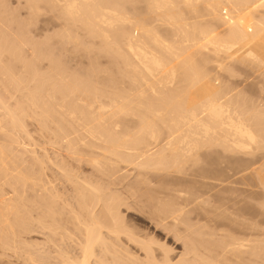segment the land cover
<instances>
[{"label": "bare ground", "instance_id": "obj_1", "mask_svg": "<svg viewBox=\"0 0 264 264\" xmlns=\"http://www.w3.org/2000/svg\"><path fill=\"white\" fill-rule=\"evenodd\" d=\"M43 1L45 2L44 3L45 5L49 6L48 8L50 9V11H53V12L58 11V14L60 15L61 19L62 18L64 19L62 21L68 22L69 25L72 24L73 28L74 27L76 28L77 26H79V27L81 26L80 28L85 29V31H83V32H86L85 35H87V34L91 35V36H88V38L89 37L91 38L94 36V37H98L99 39H101L103 41V43H101V44H103V47L108 46L107 48L110 49L109 45H111L112 43H118V42L120 43V45L122 44V46H124L122 43V42H124L125 46H126V52L123 49L122 50L124 52L121 50V48H122L121 46H119V45L117 46L116 44H114L115 47L117 46L118 48L119 47H121V48H119L120 50L117 49L118 51L112 52L111 57L112 56L114 57L115 63L116 62L123 63L122 64L123 67H125V68L127 67L126 68L127 70L123 69V71L122 70L121 71L124 72L126 70V72H124L125 74H123V75L126 76L127 79L131 82L126 81L125 77L122 75L121 76L124 79H122L123 81H121V82L124 83V86H127L128 84H129L128 85L129 87L132 86L130 91H128L129 89H127V87L125 89V87L122 86L123 87L122 89L125 91H123L122 89L117 90V88H114V89H116L114 91V89L111 88L108 90H110V91L113 90L114 92L108 91L109 93L105 92V91H101V90L99 91L98 88L95 89L96 87L93 90L92 87L94 86V84L93 85L91 84V86H92V87L90 86L91 89L85 88L83 91L78 90L79 85L74 90H72L73 86H71L72 88H69L66 85L69 89H71L70 93H69V89H67L68 90L67 91L65 87H63V88L59 87L60 89L62 88V90L65 88L64 90H66L69 93L67 96L64 95V93H62L64 96L61 94L62 90L60 91V94H59L58 91L60 89L55 87V90H54L53 89L54 86H53V88L51 89L53 91H50L48 93V95L50 97L51 96H52V98L54 97L53 100H51L52 98L51 99H50V97L47 98L46 95H45L46 99L41 97L43 95V90H44L43 86L44 85L41 86V84H39L38 89L33 90L34 92L29 95L30 98H29V101L27 100V102L29 103L30 106H33L34 108H36V106L40 105L39 103L41 102V105L38 106L39 107L38 109L41 108V111L39 110V115H36L37 117L33 116L32 113H34V111L31 112L32 111L31 110L30 112L32 115L28 111L30 117L31 118H32V116H33V118L36 117L35 119H37L39 117V119L44 124L46 123V125L48 124V125L53 126V130L50 129V131L52 132V137H53V138L52 137L50 138V140H51L50 144L54 149L57 150L56 159L55 160L52 159L49 156L48 151L46 149H43L42 153H41L42 155H39V156L37 155V158L40 157L37 159L38 160L37 161L36 156L34 154L35 152H34L33 156H35V160L39 163V164H37V162H36L34 164L40 166V171H39V169L37 171L40 173H39V175H38V173L36 174L38 176V178H36V175L34 173L33 174L35 177H31L32 176V175L30 176L31 173L29 174V176L25 174L24 176H26V177L21 176L22 173L20 172V170L22 168H19V167H17V168H19L18 170H19L20 175H17L18 170L17 171L14 170L16 172L17 176H15V178H11L12 176L8 175V174H10L9 173L10 171L5 170V169H7L6 167H5V169H2L3 165L5 166V162H8L9 159H6L7 158L6 155H4L2 157L0 154V156L2 157V159L0 160L2 163V166L0 165L1 166L0 168L2 169L1 173H3L5 176L3 174H1V175H2V177H5V178L10 177L9 181L5 178L4 179H2L1 177L0 178L2 180H4V182L7 181L8 182V183L6 182L7 184L12 182L10 179H14V183H15V180H17V184H16L17 188L14 185V183L12 182V184L15 186V188L17 190H18L19 185L21 184L18 182L19 178H17V177H19V176L22 177L23 179L25 178V180H23V182L26 184V186L30 182H31V184H33L32 186H34L37 183L34 186V188L35 187L37 188V186H38L39 190L35 191L36 188L35 189L32 188V189L35 192L39 193V194H37V196H39L38 198H39V204H40L39 206H40L41 213H40V218L38 219L37 223H38L41 235L43 237H45V241H44L45 243H42V244L43 245L46 244V245H44V247L42 246L43 250H45L46 248H49L46 246L48 245V242L50 240L53 242L52 247H55V248H59V244H62V243L64 244V243H66L65 241L69 240L72 243V245H71V243H69L71 245L70 247H66V244H65L64 249H63V247L61 250L58 249V250H60V252L58 251V253H60L59 254L60 259H58V260H61V262L63 264H243V262L245 260L246 253L251 254L248 251H249V249L250 250L253 249L250 252H252V253L254 252L253 254L256 253L258 260H260L259 262L264 263V261H263L264 259L262 260V254L264 253L263 252L264 251V247H263V240L264 239L262 237V235L264 234V228L262 226L263 222H261V220L264 218V215L261 214L263 217L260 216V211H261V213L264 212L263 211V209H264V205H263L264 204V169H262L264 167V164H262L263 167L260 165L261 168L257 164L259 169H257L258 168L257 166H255V167H257L256 169H253V167H254V165H253L254 157H253V158H251L252 164L250 162H248L251 160H246V162L248 164L253 165V167L251 166L252 170L249 168L250 166L248 167L247 165H244V167L246 166L248 168H246V167L241 168V166L245 163L244 162L245 160L243 159L244 161H242V159H241L242 156L237 155V154H241V155H243V157L245 155L244 158H246V156H248V155L252 156L253 154L258 153L259 151H261V152L263 151L262 153H264V106H263L264 105L263 104L264 103V101H263L264 96H263V100L261 99V101L263 102V103L261 102V104H260V101L257 102L255 99L252 98L255 102L259 103V105H260V107H259V105L257 103L256 104L258 106L254 104L253 100L251 101L250 96H248L250 101H251V103H249L250 101H249V99H247L248 98L247 95H249L251 93L246 94L247 91L244 92L245 94L243 95L244 97L242 98V97H240L242 95H239L242 92L241 91L238 92V90H240V89H238V90L235 89V88H237V87H235L236 85L234 86L235 88H232V86L230 87L228 83H226L224 85V83H223L224 79L222 80L223 82L221 81V83L223 84L222 85V84H220V80L218 82V80H216L215 77L214 78L211 77V76H216V75L218 76L219 73H220V75H222L223 73L224 74L227 73V74H229L230 77L231 76L236 77L235 79H237V74H235L237 71L235 68L239 67L240 64L241 65L242 64H245V65L248 64L249 68H246V69H250V70L247 71L248 74H246V75L247 76L251 75L252 78L250 79V77H246V79H248V81H249V79H250V81L253 80V76H254L253 74H255V76H256V73H257V76L263 77L262 79L264 80V0H143L144 3L146 4V7H147V8H145V9H147V13H142V14L143 15L148 14V15H146V17L144 16V21L146 20V18H148V16L150 18V15H152V14L156 15L157 16L156 18L158 19L156 21L157 24L159 22L161 27L165 26L164 28L167 27L169 30L171 29L172 31L170 30V32H172L173 35L176 36L175 39L180 38L176 41H174V39H173V41H174L173 42L172 38L174 36H172L170 41H172L173 44L170 43V41H169L170 37H168V39H167L166 38L167 36L165 37V35L160 34L157 31V29L160 27H157L159 24L156 25V27H155V25H153L155 21L151 24L154 26V28H152L151 25L146 24V23H150L149 21L146 23L143 21V19H142L143 15L142 14H140L141 18L139 19V20L142 19L141 21H139V20H137V21L132 20L131 21V20H129V18L131 16H128L129 18L128 17L126 18L128 13H129V15L132 13L130 10H132L133 7H129L128 10H124V12L130 11L128 13L125 12L127 14L124 13L126 16L123 14V11L121 13V10H122L121 8H120L121 10H119V11L117 10V7L120 5L121 2L124 3V1H125L127 3L128 0H117L116 4H115V1H116L115 0L113 6H110L108 4L109 2L112 3L113 0L109 1V2H108V0L107 1H104V0H30L29 3H28V0H26L25 4L26 5L28 4V5L27 6L25 5V6L29 10L31 8V10H33V13H36V14H33L31 10H30V13H32L33 16L36 15V17H37L38 14L40 15V10L42 11V7H41V9H39L40 7H38V6ZM139 1H142V0H137V1L134 0V3L135 2L138 3ZM37 2H39V3L37 4ZM128 3H131V5H132L131 0ZM44 4H42L41 6L44 7ZM123 5L126 6L125 3ZM138 5L141 6V4H138ZM28 6H29V8H28ZM122 6H119V7H122ZM129 6H130V4H129ZM200 6L204 7L203 12L206 14V16L210 15V17H208V18H210L209 19L210 21H212V19H214V21H212V23H213L212 25L209 24V23H211L209 21H207V24L205 23V25H207L208 27L204 26V24H203L204 22L203 23L201 22L202 20L199 22V23H202V25H200L199 23H195V24L192 23V22H194L192 19H190V20H192V22L187 21L189 18L188 19H186V18H187V15L189 13H191L190 15L194 14L195 17H197V18L201 17V13H200L201 11L200 12L198 11V10H200L199 9ZM135 7H136V5H135ZM203 7H201V8H203ZM44 8H43V12H44ZM46 9H47V7H46ZM138 9H136V10H138ZM139 11L140 10H138V12ZM45 12H46V10H45ZM141 12H145V10H143ZM186 12H187V14H186ZM41 14H43V13H41ZM46 14H47V12H46ZM205 14H204V17H205ZM50 15H51V13H50ZM54 15H56V14H54ZM123 15L125 17H123ZM135 16H136V14H135ZM3 17H4V15H3ZM57 17H55V18H57ZM138 17H137V19H138ZM195 17L193 19H195ZM202 17H203V15H202ZM5 18H7V17H5ZM29 18L33 19L34 17L30 16ZM197 18L195 19V20H197L196 22H198L200 19V18L199 19H197ZM215 18H218V19H215ZM150 19L149 20L152 21V16ZM219 19L222 21L223 24H225L224 28L227 27L226 31L228 34L224 32L225 29H224V31L223 30L220 31L221 33L218 32L219 31L218 28L221 29V27H222V25H220V24H219V26H221V27L217 26L218 27L217 29H216V26L213 29L209 28V27H214L213 26L214 24H216L217 22H220V21H218ZM1 20H5V19H1ZM6 20H5V23L8 22ZM36 20H37V18H36ZM154 20H155V18H154ZM133 21H136V22H133ZM205 21H206V19H205ZM215 21H216V23H214ZM31 22H34V21H31ZM140 22L141 23L143 22L146 28H144L143 23L141 26ZM156 22H155V24H156ZM5 23H3V24L5 25ZM28 23L29 22H27V24ZM136 24H140V25L138 26ZM0 25H1V23H0ZM9 25H10V23H9ZM122 25H126V27H127V25H129L130 26V32L123 35L126 28H125V26H123L125 29L122 28ZM65 26L66 25H64L63 27L65 28ZM150 26L152 29H155V28H157V29L154 31L151 28H149V29H151V30H149L148 27H150ZM118 27H120L123 30L117 32ZM67 28H66V30L70 29L69 26H67ZM107 29L108 30L110 29V32ZM222 29H223V27H222ZM70 30H72V29H70ZM75 30L77 31L79 29L78 28L74 29V32H76ZM69 31H67V33H69ZM112 31L114 34H112ZM163 31H164V29H163ZM1 33H3V32H1ZM6 34H7V32H6ZM77 34H79V32ZM158 34L161 36H158ZM221 34L224 36H222ZM15 36H17V35L14 34V37ZM7 37H9V36H7ZM7 37H6V39H7ZM29 37H28V39H29ZM64 37H65V35H64ZM72 37H73V32H72ZM86 37H84V38H86ZM113 37H114V39H113ZM163 37H165V38H163ZM70 38L67 37V39H70ZM76 38H80V37L76 36ZM98 38H96V41H99ZM119 38H122V39L118 40ZM9 39H11V38H9ZM15 39L13 41H15ZM17 39H19V38H17ZM21 39H22V35L20 37V40ZM74 39L75 38H73V40ZM162 39L163 40L166 39V41L165 40L163 41ZM20 40H19V42H20ZM24 40H25V37H24ZM64 40L65 39H63L62 41H64ZM82 40H83V38H82ZM82 40H81V42L83 43ZM94 40H92V41L95 43ZM2 41H3V43L6 42L4 40H2ZM13 41H12V44H13ZM75 41H77V40H75ZM17 42H18V40H17ZM28 42H30V41H28ZM23 43H25V41ZM32 43H34V42H32ZM71 43L72 42L70 41V43H68V44H71ZM82 43H80V41H79V47H80V45H82ZM72 44H74V43H72ZM75 44H78V43H75ZM91 44H92V42H91ZM0 45L2 48L1 42H0ZM17 45L18 44H16V46ZM85 45H86V42H85ZM94 45H92V46H94ZM99 45H100V43H99ZM7 46L5 45V47H7ZM9 46H10V44H9ZM88 46L89 45H87V47ZM5 47L3 46V48H5ZM87 47H85V48L82 47V48L87 49ZM103 47H102V49H103ZM115 47H113V48L115 49ZM1 48H0V50L1 51L3 50L5 53H6L5 50H7L9 48H10L9 50L12 51L11 54L13 52H15L14 49H11V47L6 48L5 50L1 49ZM20 48H21V45H20ZM76 48L77 47H75V49ZM75 49H74V51H77V49L76 50ZM35 50H34V54L35 53L37 54V52ZM105 50H106V48H105ZM3 51L0 54L3 55ZM21 52H22V50H21ZM85 52H87V50ZM108 52L109 51H107V53ZM93 53H94V50H93ZM6 54H8V53H6ZM6 54H5V56H6ZM44 54L42 56H44ZM87 54H89V53L87 52ZM16 56H15V58H16ZM101 56L102 55H100V57ZM17 57H19V56H17ZM111 57H109V58H111ZM113 57H112V59H113ZM34 58L37 59L35 57V55H34ZM49 58H50V56H49ZM51 58H53V57H51ZM101 58H103V57H101ZM0 59H1V55H0ZM13 59H12V61H13ZM96 59H97V57L95 58V60ZM4 60H5V58H4ZM9 60L11 61V59H9ZM95 60H93V61L97 62ZM34 61H36V60H34ZM38 61H40V59H38ZM49 61H50V59H49ZM99 61H100V59H99ZM0 62H2V61H0ZM108 62H109V60H108ZM226 62L227 63L229 62L230 65H231V63H232V65H234L233 64L234 62L239 63V66H237V64H236V66L234 65L235 68H232L233 66L226 64ZM22 63H24V62H22ZM25 63H26V61H25ZM27 63H29V61ZM36 63L39 64L38 62H36ZM54 63L55 62L53 61V65H54ZM100 63H101V61H100ZM211 63H212V65L213 64L216 65V68H218V70H220L221 72L218 71L219 73L215 72L216 75L215 74L212 75L213 73L210 72V69H209L210 66H208ZM91 64L93 65L92 62H91ZM91 64H90V66H92ZM9 65H11L10 62H9ZM22 65L24 66L25 64H22ZM13 66L14 65H12V67ZM58 66H60V65H58ZM97 66L99 67L98 63H97ZM248 66L246 65V67H248ZM112 67H113V63H112ZM241 67H244V66H241ZM4 68H5V66H4ZM8 68H10V66L7 67V69ZM51 68H52V66H51ZM10 69H9V71H10ZM57 69L58 68H56V70H54V68H53V71L56 73ZM60 69L61 68H59V70ZM242 69L243 68L238 70V72H239V73L237 72L238 75L241 74ZM246 69H243V72H242V74L244 73L243 74L244 76H246L245 75L246 71H244ZM62 70L63 69H61V71ZM94 70L95 69H93V71ZM96 70L98 72V68ZM6 71L7 70L5 69V73H6ZM21 71H22V69H21ZM101 71L104 72V70H101ZM119 71H120V69H118L117 72L119 73ZM234 71H236V72H234ZM250 71H251V74H249ZM12 72L14 73L13 69H12ZM31 72H32V69H31ZM54 72H52V73H54ZM109 72L111 73V71H109ZM122 72H120V73L122 74ZM5 73H4V76L8 75V72L6 73V75H5ZM10 73H11V71L9 72V75H10ZM57 73H58V75L62 74L61 72H60V74H59V72H57ZM90 73H91V71H90ZM93 73H95V72H93ZM93 73H91V74H93ZM110 73L108 75H110ZM113 73H114V70H113ZM41 74H42V72H41ZM105 74L103 73L102 75L104 76ZM115 74H116V72H115ZM39 75H38V77H37V74L35 76L39 79L40 78ZM54 75H56V74H53V76ZM62 75L60 77L59 76H57V77L61 79V78H63ZM21 76H19V78ZM35 76L33 75V77H35ZM48 76H51V74L49 75V73H48ZM66 76H67V74H66ZM121 76L117 74V77L120 78ZM257 76H256V78L258 79ZM2 77H3V75H2ZM11 77H12V75H11ZM16 77H17V75H16ZM16 77H14V78H16ZM26 77H24V79ZM36 77L33 79L36 80ZM64 77H65V75H64ZM70 77H71V75H70ZM73 77H75V76H73ZM73 77H71V78H73ZM112 77L113 76H111L110 79ZM19 78L17 80H19ZM31 78L32 77H30V79ZM79 78H81V77H79ZM212 78H213V80H216V82H218V84H220L222 87L219 85H218L219 87H217L216 86L217 84L215 85L213 83ZM30 79H28V80L30 81ZM33 79H31V82H30L31 84L33 83V81H32ZM112 79H115V78L113 77ZM246 79H244V81H246ZM259 79H261V78H259ZM259 79L257 80V82H259V84H258L259 86L257 85V87L263 86V84L260 82L261 80L259 81ZM17 80H16V82H17ZM20 80H21V78H20ZM47 80H48V77H47ZM76 80H78V78ZM90 80H91V78H90ZM90 80H89V82H90ZM124 80L126 83H128L127 85H125ZM10 81H12V80H10ZM29 81L26 83H29ZM72 81H75V80H72ZM87 81L88 80H86V83H88ZM97 81H98V79H97ZM116 81H118V80H116ZM225 81H227V80H225ZM16 82H14V83H16ZM41 82H42V80H41ZM45 82H46V80H45ZM67 82L69 83L68 79H67ZM70 82H71V80H70ZM78 82H79V80L77 81V83ZM83 82L84 81H82V84H83ZM51 83H52V81H51ZM53 83H52V85H53ZM63 83H64V81H63ZM65 83H66V80H65ZM68 83H66V84H68ZM74 83H76V82H74ZM77 83H76V85H77ZM79 83L81 84V82H79ZM113 83H115V82H113ZM119 83L117 86L120 85L119 88H121V84H123V83H120V84ZM130 83H132V84L130 85ZM248 83H250V82H248ZM31 84H29V85H31ZM35 84H37V83H35ZM49 84H50V78H49ZM96 84H98V83L96 82ZM107 84H108V82H107ZM111 84H112V82H111ZM251 84H252V81H251ZM251 84H249L248 86H251ZM10 85H12V84H10ZM24 85L26 86V84H24ZM71 85H73V84L71 83ZM76 85H74V86H76ZM88 85H89V83H88ZM245 85H247V83ZM0 86H2V85L0 84ZM6 86H8V85H6ZM46 86H47V84H46ZM58 86H61V83ZM237 86H238V84H237ZM240 86H241V83H240ZM252 86H256V84H254V85L252 84ZM20 87L19 88L17 87V88L20 89ZM31 87L33 88V86H31ZM102 87H104V86H102ZM17 88H16V90H17ZM23 88H24V86H23ZM36 88H37V86H36ZM80 88L81 87H79V89ZM14 89H15V87H14ZM25 89H27V88H24V90ZM46 89L44 92H46ZM77 90L79 92H77ZM241 90H243V89H241ZM262 90H264V86H263V89L261 87L259 94L262 92ZM55 91L57 92L55 94L58 97L59 96L61 97V100L59 102H58V100H59L58 97H56L55 95H53L54 93H52ZM66 91H62V92H65V94H67ZM127 91H128V93H127ZM191 91H193V92H191ZM243 91H245V90H243ZM121 92L123 93V95ZM27 93H29V91ZM50 93H52V94H50ZM7 94L10 95L9 93H7ZM17 94H18V92H17ZM32 94H34V95H32ZM44 94H47V92ZM261 94L263 95L264 92H262ZM27 96L28 95H26V97ZM239 97L242 100H240ZM245 97H247V98H245ZM0 98H1V96H0ZM5 98H6V96H5ZM260 98H257V99L259 100ZM48 99H50L51 101ZM55 99H57L55 101L56 103L54 102L55 104H53V103L50 104ZM246 99L248 101H246ZM5 100L0 99V102H1L0 105L2 106V107L1 106L0 107L4 110L3 115L8 114V116H9L8 117L7 115H5V118L7 119L8 125H10V127L13 130H14V128L16 130H18V126H19V128H21V127L24 128L25 124L22 126L21 123L24 121V119L30 118L29 115L27 114V112H25V108L26 107L28 108V106H26L27 104L25 105L26 107H24V105H22V104H25L27 102H24L22 104L19 102L20 104H18V106H22V107L16 108L17 105L15 106V108L19 110V112H17L18 110L16 112L20 113L21 114L20 115V114H17L16 112H15V114H13L14 111L12 112L11 109L15 110V108L14 107L11 108L10 105L7 106L8 102L6 103ZM243 100L245 102H243ZM21 102H23V100ZM244 103H246L248 105H246ZM0 111L2 112V110H0ZM37 111L35 110V112H37ZM5 112H7V113H5ZM15 115L18 116L17 118H19L20 116H24V115H28V117H26V118L21 117V118H23L22 120L19 118L21 120V121L19 120L20 121L19 122V121H16L18 119L16 118ZM10 120L12 123L10 122ZM32 121H33V119H32ZM4 122H6V121H4ZM9 122H10V124H9ZM23 123H25V122H23ZM36 123L38 124V122H36ZM42 124H41V126H42ZM6 125H7V123H6ZM37 126L39 127V125H37ZM47 126L44 125L45 128L43 127V129H46V130H48V132H50L49 127L51 128V126H49V127H47ZM23 128H21V129H23ZM0 129H3V128H0ZM43 129H42V131H43ZM6 132L7 131H5V133ZM51 132H50V134H51ZM1 133H3V132H1ZM19 133H20V131H19ZM26 133H27V131H26ZM6 135L7 134H5V136ZM7 137H8V135H7ZM9 137H11V136H9ZM27 137H29V139H31L32 136L31 137L27 136ZM16 138L18 139V137H16ZM20 138H22V137H20ZM11 139H13V138L11 137ZM14 139H15V136H14ZM12 141L14 142V140H12ZM15 143L18 144V141H15L14 144ZM28 143H29V141H28ZM33 145H34V143H33ZM3 147L4 146H2V148ZM19 147H21V146H19ZM215 147L222 148L221 151H219L220 149L218 148L219 154H223V150H224V153L226 151V153H225L226 155L223 154L224 156L227 157L228 154H230V156H228L229 159H227L226 157H223V155H222V157L224 158V159L221 158L222 162H224L226 159L228 161L229 160L232 161V163L234 161V163L233 164H231V163L226 164V162H224L225 164H223L221 162L223 165H226V166L229 165V166L228 167H225V166L221 167L220 165H217V164H216L217 165L216 166L215 165L216 162H214L213 160L215 158V161H217L219 159V157H218L219 155H218V152L215 151V149H217ZM4 149H6V148H4ZM207 149L210 150L209 152L211 153V155L215 154L214 151L217 153V154H215V156L218 155L217 160H216L215 156H211V157H214V158H212L213 160L211 159V161H213L214 164H213V162H210V164H209L208 161L210 160V157L208 156V154L204 156L205 158H202L204 155L203 153L199 154L200 150H202V152L204 150V153L206 154ZM211 149H212V152H211ZM1 150L2 149L0 147V151ZM19 150H20V148H19ZM62 151H63V153H65L64 155L60 154ZM1 152H4V154H6L5 150H2ZM261 152H259V153H261ZM2 155H3V153H2ZM235 155H237L238 159H235V158H237ZM60 156H62L64 158L62 161L57 160V157H60ZM251 156H249V157H251ZM19 157H21L20 154H19ZM206 157H207V160L209 158L208 161L206 160L207 162L205 161ZM249 157H247V158L249 159ZM4 159L6 161H4ZM21 159H22V157H21ZM67 159H72V160L76 161L77 163L86 164V165L90 166L92 172L86 173V172L81 171V168L74 167ZM202 159H204V161H205V164H204L205 166L203 165L204 162ZM240 159H241V161H240ZM13 160H16V159H13ZM13 160H11V161H13ZM11 161H9V165L15 167L16 166L15 164L14 165L10 164ZM12 163H14V161ZM16 163H19V159H18V161H16ZM207 163H208L209 167L212 166L210 168H213V166L215 165L216 169H215V166L213 169H209ZM21 165H22V163H21ZM21 165H18V166H21ZM23 165H25V163ZM6 166L8 167L7 163H6ZM218 166H220V168H218ZM32 167L34 168V166H32ZM204 167H206L208 169H203ZM8 169H9V167H8ZM127 170L130 172L132 171V172L136 173V174L134 173L135 174L134 175L131 172V175L133 174L135 176L134 181L136 180V182L133 185H131L132 184L131 183L130 184L131 186H129V187L126 186V189L124 187L125 190L121 191L123 189V187L121 190H119L118 188H120L119 184H122V183H118V185H119V187H118L115 179H117L119 176H121L120 173H122V172H125L124 174L122 173L123 174L122 178L126 179V177H124V175H127L128 176L127 178H129L130 173L128 174V172H127V174H126ZM7 171H8V173H7ZM26 171H27V169H26ZM4 172L7 174H5ZM27 172H29V171H27ZM27 172H25V173H27ZM48 172L52 173V176L54 178L53 180H52V178L50 179L51 176H49V175H51V174ZM13 175H14V173H13ZM28 177H30V178L28 179ZM22 178H20L19 181L22 182V180H21ZM31 178L37 179L36 182L34 181L35 184L32 182L35 179L31 180ZM110 178L111 179L114 178V179L111 180ZM109 179L111 181L115 180L114 182L116 184L115 183L112 184L113 182L110 183ZM248 179H253L252 182L254 184L257 183L256 188H255V185L253 187L260 191V192L258 191V194L256 191H255L256 193L254 192V189H250V190L248 189V187L252 188V186L251 187L249 186L251 181L249 180L250 183H248ZM164 181L167 182V184L165 182V185L167 187H168V185L171 187H168V188L166 187L165 190H161L162 189L161 188L162 187L161 182H164ZM2 182L0 181V183H2ZM23 182H22V185L24 186ZM156 182H158V183L160 182L159 184H161V186L157 185L158 187H160V190L157 189L158 187L154 185V183H156ZM18 183H19V185H18ZM253 183H252V185H253ZM1 185H3V184H1ZM1 185H0V189L3 192L4 188L2 189ZM9 185L13 186L11 184H9ZM9 185H8V187H9ZM115 185H117L118 188ZM128 185H129V183H128ZM153 185L157 188L153 187ZM23 186H21V187H23ZM29 186H31V185H29ZM29 186H27V187H29ZM151 187L155 188L157 191L154 189L151 190ZM15 188L12 187L10 189L15 190ZM24 188H25V186H24ZM170 188H172V189H170ZM190 188H191L190 191L187 190ZM251 191H253V192H251ZM2 192L0 191V193H2ZM14 192H16V190ZM4 193L5 192H3V194H0V195H2V197L0 196V225L6 226L7 228L5 227V229H7L9 232V230L14 231L12 229V228H14V226H12V222L14 221L13 222V225H14L15 220H16V223H18V221H19L18 219H16L17 215H18L16 209L17 208L19 209V207H16V206H18V204L17 203H16L17 205L15 203L12 204L13 203L12 201L15 200L16 202H18V200H20V199L18 198V200H16L17 197L15 198V196H14L15 199L12 201L8 197L6 198L7 200H4V198L6 197L4 195ZM253 193L256 195H254ZM237 195H239V196H237ZM3 196H5V197H3ZM21 197L22 196L20 195V198ZM238 197H240L241 201L243 199L246 200L247 198L248 199L253 198L251 201L257 200L258 202L255 201L256 203H258L257 205H259V206L261 205L259 207L260 211H258L259 210L258 206L253 204L255 208L257 206V210L254 209V210H256L255 211L256 213L255 212H253V213L257 214L262 219H258L259 217L257 215L256 216L258 218H256V216L252 213L251 208L253 206H251V208H247V211L246 210L244 211V212H247L248 214H249V211H251L250 214L252 213L254 218L258 219V222L256 220V222L258 223L257 225H260V227L259 226L258 227L261 228V226H262V229H263V230L262 229L260 230L257 227L256 223L255 224L253 223V222H255L254 220H252V221L249 220L250 222L247 220L248 223L251 224V222H252L258 228L257 229L255 227L254 230L251 229V231H253L254 233L256 232V229H257V231L258 230H260L261 232L263 231L262 235H261V232L258 231V232H260V233H258L260 235H256L257 236L256 238L251 237L252 236V233H251L250 238H252V240L246 238V236L249 237L248 234L250 232L248 234H245L246 233L245 232L242 235V238H243V236L246 235L244 237L245 239L240 238L241 237V236H239L240 233L238 234V238L236 235V233H238L239 230L241 233H243L244 230L246 231V229H244V228H243L244 230L243 229L241 230V228H239V226H240L239 219L241 221V218H240L241 213L240 212H242V214H243V210L241 208L239 209L238 206L240 207V204L244 203L245 201L243 200V202H240ZM243 197H245V198H243ZM9 199H10V201H8ZM22 199H23V197H22ZM8 202H10L9 204L10 205L12 204V206H9V204L7 205ZM237 202H240V203H237ZM213 203L218 204V206L220 205V207L216 208L217 205L214 206L215 204H213ZM229 203L230 204L232 203V207H233V209H236L237 213H235L234 211H233L234 213L232 211H230V209L228 207ZM235 203H237V204H235ZM27 204H28V202H27ZM234 204L237 206L234 207L233 206ZM33 205H34V203H33ZM221 205H223V206H221ZM35 206L37 207L38 205H35ZM211 206L214 208H212ZM206 207H208V208H206ZM230 207H231V205H230ZM236 207L238 208V211H237ZM22 208H23V206H22ZM22 208H20V209H22ZM210 208L212 210L214 209L217 213L221 212L222 215L228 214V216H227L228 218L225 217L224 215H223V217L221 216V218H223V220H225V221L222 220L223 223L221 226L216 224L217 226L221 227V228L220 227H218V228H220L223 231L222 234L229 231L230 227H231V225H230L229 230H228V226H227V229H226L227 231L223 230L222 228H226V227H224V226H226V225H224V222H225V224L228 222L229 224L233 225L232 222L238 220V222L236 221V223H239V224H235V226L239 225L238 226L239 229L237 228V226L236 227L233 226L238 230H236L235 228H234V230L232 229L233 230L232 233H234L236 230V233L233 234L236 236H233L234 238H232V240H230L231 238H229V237H225V239L227 238L229 240V242L227 240H226L227 242L223 241V244L220 248L214 247V245L215 246L219 245V241H220V243H222L221 240H222V236H224V235H222V236L220 235V237H217L218 233H215V232H219V231L213 232L217 235L209 233V235H212L213 237L216 236L215 238L221 239V240L217 239L218 240L217 245H216V241L214 242V245H213L212 244L213 242L211 243L210 241H208V239H206V237H204V235H203V232H204L205 236H207L208 233L206 235V232H209L210 231L209 229H212L213 227L215 229H212V230L217 229V226L215 224H213L214 226L208 224V220L210 219V218H208V216L210 215V217H211L213 215L214 216L217 215V213H215L214 210L213 211L210 210ZM33 209L34 208H32V210ZM248 209H251V210L248 211ZM208 210H210L211 212L209 213ZM240 210H242V211H240ZM23 211H25V210H23ZM204 211H206V212L204 213ZM135 212L139 213L140 215H138ZM231 212H232V214H231ZM193 213H194L195 217H191L192 216L191 214H193ZM229 213L231 214L230 215L231 217H233L232 215H234V217H235V215H237L238 216L237 218H239V219H237V218L236 219L233 218L235 220L229 219V218H231L229 216ZM29 214H31V213H29ZM206 214H207V216H206ZM248 214L245 213V217H248L250 215V214L249 215ZM246 215H248V216H246ZM252 215L250 216V218L252 217V219H253ZM15 216H16V218H14ZM29 216H31V215H29ZM129 216L132 218L134 217L137 220H140L142 222H148V224H151L156 230L151 232V231H148V229H146V228L140 229V228H138L139 226L135 227L132 223V220L131 219H129L131 221L128 220ZM205 216L208 219H206ZM217 216L220 217L219 214ZM217 216H216V221L218 219ZM224 217H225V219H224ZM27 218H25V219H27ZM250 218H248V219H250ZM29 219H30V217H29ZM204 219H206L207 221H205ZM246 219L247 218H245L244 221H241V222H246ZM23 220H24V218H23ZM34 220H36V219H34ZM212 220H213L212 222L215 221L214 217ZM192 221H193V223H194V221H196L195 223L200 222V224L198 225V224L194 223V225H193ZM201 221H202V223H201ZM24 222H26V221H24ZM204 222L207 225V227L205 225H203V227H205V229L206 228L208 229V230H205L206 232L204 231V228L202 227V224ZM217 222H219V221H217ZM260 222L262 224H260ZM209 223L211 224V219H210ZM248 223H246L247 224L246 227H248L250 225ZM253 224H251V226L249 228H251ZM23 225H25V224H23ZM135 225H137V224H135ZM197 225H198V227H197ZM200 225L203 228V232H202V230H200L201 227L199 228ZM208 225H209V227H208ZM4 226H2V228H4ZM16 226H18V224H16ZM147 226H149V225H147ZM210 226H212V227L210 228ZM242 226H245V225L243 224ZM1 231H0V238L1 239L3 238V236L1 237V235H3L4 233H7V236L4 234L5 235L4 237L9 238V234H11V232L8 233L5 230H1ZM248 231H250V229ZM13 234L14 233H12V235ZM219 234H220V232H219ZM227 234L229 236L232 235L231 232H227L226 236H228ZM157 236H162L163 238L166 237L165 239H167V238L172 239V242L174 241L178 245L181 244L183 250L181 251V253L179 252L180 254L176 255L174 253L175 249L172 248L171 246H169V244L166 242L165 239H164L165 241L160 240L157 238ZM202 236L204 237V239H206L207 244L208 245L210 244L209 246L206 243L204 244V240H203ZM212 236L211 237L209 236V238L212 239L211 241L216 240ZM258 236H259V238H258ZM18 237H20V236H18ZM261 237L263 240L261 239ZM8 238L6 239L7 241L9 240ZM253 238H255V241H253ZM6 240L4 239V241H3L4 243H2L3 247H4V245L7 246L9 243V241H8V243L6 242V244H5ZM202 240H203V242H202ZM11 241H12V239H11ZM208 242H210V243H208ZM63 244H62V246H63ZM211 244L213 245L212 248H211ZM251 244H253V245H251ZM22 245L24 246V244H22ZM35 248H37V247H35ZM55 248L53 249L54 251H55ZM49 249H51V247ZM14 250H16V249H14ZM7 251H8V249H7ZM36 251L37 250H35V252ZM48 251H50V250L47 249V252ZM54 251H52V252H54ZM11 252H13V251L11 250ZM52 252H51V254H52ZM28 254H29V252H28ZM44 254L41 257V259L38 258L40 261V262L38 261V263L39 264H50L49 257L46 256V254L45 255ZM253 254H251V255H253ZM4 255H5V253H4ZM47 255H50L49 252ZM55 255H57V258H58L57 252L53 255V257ZM251 255L250 256L246 255V259L249 260L252 257ZM28 257H29V255H28ZM247 257H249V258H247ZM57 258H55V259H57ZM52 259L53 258L50 259L51 262H52ZM255 259L253 258L254 264H256ZM29 260L33 261V258L31 257ZM58 260L57 261L55 260V262H58ZM251 260L250 261L245 260V261H247V263H244V264H248L249 262H251L249 264H253ZM32 261H30V262H32ZM35 261H37V260H35ZM35 261H33V264L36 263ZM52 264H54V263H52ZM257 264H259V263H257Z\"/></svg>", "mask_w": 264, "mask_h": 264}, {"label": "rangeland", "instance_id": "obj_2", "mask_svg": "<svg viewBox=\"0 0 264 264\" xmlns=\"http://www.w3.org/2000/svg\"><path fill=\"white\" fill-rule=\"evenodd\" d=\"M104 1H107V0H104ZM109 1H112V0H108V2ZM114 1L115 0H113V2L112 3H108L110 6H113V4H114ZM130 0H128V2H129ZM137 1V0H136ZM143 1V0H142ZM142 1H139L138 3H134V0L132 1L131 0V2H132V5H131V3H126L125 1H124V3L126 4V6L125 5H123L124 3L123 2H121L120 3V5L119 6H122V7H117V10L119 11V10H121V13H122V11H123V14L125 13V12H132L130 15H129V13H128V15L126 16L125 14H127V13H125L124 15L126 16V18L128 17V16H131L130 18H129V20H139L140 18H141V15L140 14H142V13H147V9H145V8H147L146 7V4L144 3V1L142 2ZM30 2V0H28V3ZM116 2H117V0L115 1V4H116ZM4 3V4H3ZM26 3V0H0V23H1V25H0V42H1V44H2V48H1V45H0V48L1 49H6V48H9V47H11V49H14V51L16 52H13L12 54H11V52L12 51H10L9 49H7V50H5L6 51V53H8V54H6L3 50V55L2 54H0L1 55V59H0V61H2V62H0L1 64H0V84L2 85V86H0V96H1V98L0 99H3V100H5L6 101V103L8 102H10L9 104L7 103V106H9L10 105V107L11 108H15V106L17 105V107L16 108H19V107H22V106H18V104H22V103H24V102H27V100L29 101V98H30V94L31 93H33L34 91L33 90H35V89H38V86H39V84H41V86H43V88H44V90H43V95L41 96L42 98H44V99H46V97H45V95L47 96V98H49L50 96L48 95V93L50 92V91H53V90H51L52 88H53V86H54V90H55V87L56 88H59V87H65L66 88V90L67 89H69V88H72L71 86H73V88H72V90H74V89H76L77 88V86L79 85V87H81L80 89H79V87H78V90L79 91H83L85 88L87 89H91V84L93 85L94 84V86L92 87V89L94 90V88L95 89H97L98 88V90L100 91H105V92H108V91H110V90H108V89H114V88H117V90L118 89H122L123 87H125V89H126V87H127V89H129L128 91H130V89H131V87L132 86H128L129 84L128 83H126L125 82V80H124V82H125V85H127V86H124V83L123 82H121V81H123L122 79H124V78H122V76H124L123 74H125L124 72H126V68L125 67H123V63H118V62H114V57H113V59H112V57H111V54H112V52H115V51H118V50H120L119 48H121V50L123 49L125 52H126V46H125V43L124 42H122L123 43V45L124 46H122V44L120 45V43L118 42V43H112L111 45H109V47H110V49L109 48H107V47H103V44H101V43H103V41L101 40V39H99L98 37H89L88 38V36H91V35H85L86 34V32H83V31H85V29L84 28H80L79 26H77L76 28L74 27H72V24H70L69 25V23L68 22H65V21H62V20H64L63 18L61 19V17H60V15L58 14V11H50V9L48 8L49 6H47V5H45L44 3V1L43 2H41L40 4H39V6L38 7H40L39 9H41V7H42V11L40 10V15L38 14L37 15V17H36V15L35 16H33L32 15V13H33V10H31V8H30V10L32 11V13H30V10L29 9H27V5L25 4ZM39 2H37V4H38ZM136 5V7H135V5ZM144 5H143V4ZM42 4H44V7L43 6H41ZM122 4V5H121ZM129 4H130V6H129ZM138 4H141V6H139ZM2 5V6H1ZM26 5V6H25ZM30 5V4H29ZM143 5V6H142ZM115 6V5H114ZM46 7H47V9H46ZM129 7H133V9L132 10H130V11H125L124 12V10H128V8ZM141 7V8H140ZM201 7H203V6H200L199 7V9L200 10H198L200 13H201V17H195V15L193 14V15H190L191 13H189L188 15H187V18L186 19H188L187 21H190V22H192V20L194 21V22H192V23H199L201 20V22L204 24V26H207V25H205V23L207 24V21H209V22H211V23H209V24H213L212 23V21H214V19H212V21H210L209 19L210 18H208V17H210V15H208V16H206V14L203 12L204 10V7L203 8H201ZM3 8V9H2ZM28 8H29V6H28ZM43 8H44V12H45V10H46V12H47V14H46V12L44 13L43 12ZM121 8V9H120ZM139 8V9H138ZM136 9H138V10H140L139 12H138V10H136ZM145 10V12H141V11H143V10ZM137 11V12H136ZM35 12V11H34ZM39 12V11H38ZM51 13V15H50V13ZM136 14V16H135V14ZM4 13V14H3ZM41 13H43V14H41ZM120 13V12H119ZM205 14V17H204V14ZM207 13V12H206ZM11 14V15H10ZM31 14V15H30ZM33 14H36V13H33ZM45 14V15H44ZM54 14H56V15H54ZM186 14H187V12H186ZM3 15H4V17H3ZM122 15V14H121ZM123 15V17H125ZM143 15V14H142ZM146 15H148V14H145V15H143V21H144V16L146 17ZM202 15H203V17L206 19V21H205V19L202 17ZM30 16H32V17H34L33 19L32 18H29ZM41 16V17H40ZM58 16V17H57ZM139 16V17H138ZM151 16H152V21H150L151 19ZM186 16V15H185ZM189 16V17H188ZM5 17H7V18H5ZM55 17H57V18H55ZM137 17H138V19H137ZM157 16L156 15H154V14H152V15H150V18H149V16H148V18H146V20L144 21L145 23L146 22H150V23H146V24H149V25H151L154 21L156 22L158 19L156 18ZM195 17V19L197 18V19H199V21L198 22H196L197 20H195V19H193ZM207 17V18H206ZM11 18V19H10ZM36 18H37V20H36ZM154 18H155V20H154ZM202 18V19H201ZM1 19H7L6 21H8L7 23H5V20H1ZM23 19V20H22ZM141 19V20H142ZM150 19V20H149ZM190 19H192V20H190ZM215 19H218V18H215ZM29 20V21H28ZM59 20V21H58ZM141 20H139V21H141ZM204 20V21H203ZM4 21V22H3ZM31 21H34V22H31ZM61 21V22H60ZM136 21H133V22H136ZM138 21V22H139ZM217 21V20H216ZM216 21L214 22V23H216ZM218 21H220L221 23H222V21L219 19ZM27 22H29L28 24H27ZM137 22V23H138ZM155 22H154V24L153 25H155V27H156V25H158L159 24V22H158V24H157V22H156V24H155ZM220 22H217L216 24H214L213 26L214 27H209V28H211V29H213V28H215V26H216V29L218 28L217 26H219V24L220 25H222V27H223V29H222V27L221 26H219V27H221V29H219L218 28V32H220V31H224V29H225V33H227V31H226V29H227V25L225 26L226 28H224V25L225 24H221ZM3 23H5V25L3 24ZM9 23H10V25H9ZM34 23V24H33ZM62 23V24H61ZM64 23V24H63ZM68 25H67V24ZM141 23V22H140ZM143 23V22H142ZM142 23H141V26H142ZM161 23V22H160ZM202 23H199L200 25H202ZM25 24V25H24ZM208 24V25H209ZM22 25V26H21ZM32 25V26H31ZM64 25H66L65 26V28L63 27ZM136 25H140V24H136ZM143 25H144V23H143ZM153 25H151L152 26V28H154V26ZM210 25V26H211ZM28 26V27H27ZM67 26H69V28L70 29H72V30H66V28H67ZM75 26V25H74ZM123 26H125V28L123 27ZM151 26L150 27H148V29L149 28H151ZM6 27V28H5ZM21 27V28H20ZM121 27V26H120ZM120 27H118L117 28V32L118 31H121V30H123V29H121ZM157 27H160L161 29L163 28L164 29V31H163V29L161 30L160 28H155V29H152V30H156L157 29V31L160 33V34H163V35H165V37L168 39V37H170L169 38V41L171 40V38H172V36H174L173 35V33L172 32H170V30L166 27V28H164L165 26H162L161 27V25L159 24ZM208 27V26H207ZM79 29V30H77L78 32H79V34H77L76 32H74V29ZM122 28H124L125 29V32L123 33V35L124 34H127L128 32H130V26L129 25H127V27H126V25H122ZM144 28H146L145 27V25H144ZM2 29V30H1ZM24 29V30H23ZM68 29V28H67ZM83 29V30H82ZM151 29H149V30H151ZM168 29V30H167ZM215 29V30H216ZM20 30V31H19ZM81 30V31H80ZM108 30V29H107ZM116 30V29H115ZM7 32V34H6V32ZM64 31V32H63ZM67 31H69V33H67ZM109 32H110V29L108 30ZM163 31V32H162ZM166 31V32H165ZM169 31V32H168ZM172 31V30H171ZM1 32H3V33H1ZM5 32V33H4ZM27 32V33H26ZM63 32V33H62ZM72 32H73V37H72ZM81 32V33H80ZM157 32V33H158ZM165 32V33H164ZM19 33V34H18ZM75 33V34H74ZM84 33V34H83ZM122 33V32H121ZM221 33V32H220ZM224 33V34H225ZM6 36H5V35ZM14 34L15 35H17V36H15L14 37ZM69 34V35H68ZM111 34V33H110ZM112 34H114L113 33V31H112ZM111 34V35H112ZM156 34V33H155ZM228 34V33H227ZM4 35V36H3ZM20 35V36H19ZM21 35H22V39L24 40V37H25V43H23L21 40H20V37H21ZM63 35V36H62ZM64 35H65V37H64ZM122 35V34H121ZM122 35V36H123ZM136 35V34H135ZM222 35V34H221ZM7 36H9V37H7ZM19 36V37H18ZM30 36V37H29ZM68 38H70V39H67V37ZM76 36L77 37H82L83 38V40H82V38L80 39V38H76ZM87 36V37H86ZM115 36V35H114ZM158 36H161V35H159L158 34ZM222 36H224V35H222ZM6 37H7V39L9 40H7L6 39ZM14 37V38H13ZM19 38V39H17V38ZM28 37H29V39H28ZM62 37V38H61ZM84 37H86V38H84ZM165 37H163V38H165ZM175 37L176 36H174L173 38H172V41H173V39H174V41H176V40H178V39H180V38H178V39H175ZM3 38V39H2ZM5 38V39H4ZM9 38H11V39H9ZM18 40V42H19V40H20V42L18 43L17 42V40ZM57 38V39H56ZM73 38H75L74 40H73ZM93 38V39H92ZM96 38H98L99 39V41H96ZM162 38V37H161ZM160 38V39H161ZM15 39V41H13ZM27 39V40H26ZM63 39H65L64 41H62ZM88 39V40H87ZM91 39V40H90ZM95 39V40H94ZM113 39H114V37H113ZM112 39V40H113ZM120 39H122V38H119L118 40H120ZM2 40H4V41H6V42H4L3 43V41ZM74 42H73V41ZM75 40H77V41H75ZM81 40L83 41V43L81 42ZM92 40H94L95 41V43L92 41ZM163 40V39H162ZM165 41H166V39H164ZM163 40V41H164ZM12 41H13V44H12ZM27 41V42H26ZM28 41H30V42H28ZM52 41V42H51ZM70 41L72 42V43H74V44H68V43H70ZM79 41H80V43H82V45H80V47H79ZM101 41V42H100ZM168 41V42H169ZM172 41H170V43H172ZM173 41V42H174ZM11 42V43H10ZM22 42V43H21ZM32 42H34V43H32ZM62 42V43H61ZM85 42H86V45H85ZM90 42V43H89ZM91 42H92V44H91ZM7 43V44H6ZM28 43V44H27ZM31 45H30V44ZM75 43H78V44H75ZM98 43V44H97ZM99 43H100V45H99ZM9 44H10V46H9ZM16 44H18L17 46H16ZM26 44V45H25ZM95 44V45H94ZM114 44H116L117 46L119 45V46H121V47H115V45ZM173 44V43H172ZM5 45L7 46V47H5ZM20 45H21V48H20ZM47 45V46H46ZM50 45V46H49ZM87 45H89L88 47H87ZM92 45H94V46H92ZM114 45V46H113ZM3 46L5 47V48H3ZM19 46V47H18ZM49 46V47H48ZM87 47V49H84V48H82V47ZM101 46V47H100ZM115 47V49L113 48V47ZM19 49H17V48ZM23 47V48H22ZM28 47V48H27ZM38 47V48H37ZM40 47V48H39ZM75 47H77L76 49H77V51H74V49H75ZM102 47H103V49H102ZM32 48V49H31ZM43 48V49H42ZM90 48V49H89ZM105 48H106V50H105ZM36 49V50H35ZM75 49V50H76ZM79 49V50H78ZM101 49V50H100ZM109 49V50H108ZM118 49V50H117ZM21 50H22V52H21ZM34 50L37 52V54L35 53L34 54ZM40 50V51H39ZM84 50V51H83ZM87 50V52L89 53V54H87V52H85ZM93 50H94V53H93ZM104 50V51H103ZM111 50V51H110ZM122 50V51H123ZM1 50H0V53L2 52ZM27 51V52H26ZM107 51H109L108 53H107ZM123 51V52H124ZM20 54H19V53ZM43 52V53H42ZM12 55H10V54ZM22 53V54H21ZM40 55H39V54ZM45 53V54H44ZM92 53V54H91ZM5 54H6V56H5ZM44 54V56H42ZM19 56V57H17V56ZM32 55V56H31ZM34 55H35V57L37 58V59H35L34 58ZM100 55H102L101 57H103V58H101L100 57ZM107 55V56H106ZM14 56V57H13ZM15 56H16V58H15ZM38 56V57H37ZM40 56V57H39ZM46 56V57H45ZM49 56H50V58H49ZM58 56V57H57ZM97 57V59L95 60V58ZM8 57V58H7ZM10 57V58H9ZM51 57H53V58H51ZM109 57H111V58H109ZM4 58H5V60H4ZM14 58V59H13ZM21 58V59H20ZM56 58V59H55ZM109 58V59H108ZM9 59H11V61L9 60ZM12 59H13V61H12ZM24 59V60H23ZM38 59H40V61H38ZM49 59H50V61H49ZM99 59H100V61H101V63H100V61H99ZM18 60V61H17ZM34 60H36V61H34ZM58 60V61H57ZM93 60H95V61H97V62H94ZM108 60H109V62H108ZM4 61V62H3ZM20 61V62H19ZM25 61H26V63L29 61V63H25ZM52 61V62H51ZM53 61L55 62L54 63V65H53ZM9 62H10V64L11 65H9ZM19 62V63H18ZM22 62H24V63H22ZM36 62H38L39 64H37ZM91 62L93 63V65L91 64ZM4 63V64H3ZM13 63V64H12ZM32 63V64H31ZM60 63V64H59ZM97 63H98V65H99V67L97 66ZM110 63V64H109ZM112 63H113V67H112ZM7 64V65H6ZM22 64H25L24 66L22 65ZM34 64V65H33ZM52 64V65H51ZM90 64L92 65V66H90ZM118 64V65H117ZM226 64H229V62L227 63L226 62ZM235 66H236V64H237V66H239V63H233ZM5 66V68H4V66ZM12 65H14L13 67H12ZM32 65V66H31ZM36 65V66H35ZM58 65H60V66H58ZM64 65V66H63ZM116 65V66H115ZM230 65V64H229ZM231 65H232V63H231ZM230 65V66H231ZM234 65H232L233 67L232 68H235V66ZM247 66H248V64H246ZM246 65L245 64H240V66L239 67H236L235 69H236V71L238 72V70L239 69H241V68H243V69H246V68H249V66L248 67H246ZM9 67L10 66V68H8L7 69V67ZM51 66H52V68H51ZM57 66V67H56ZM118 66V67H117ZM120 66V67H119ZM208 66H210L209 67V69H210V72H212L211 74L212 75H214L215 74V72H217V73H219L218 71H220V70H218V68H216V65H212V63L210 64V65H208ZM241 66H244V67H241ZM25 67V68H24ZM48 67V68H47ZM58 68L57 69V71H56V73L53 71V68H54V70H56V68ZM213 67V68H212ZM241 67V68H240ZM4 68V69H3ZM16 68V69H15ZM59 68H61V69H63L62 71H61V69L59 70ZM98 68V72H97V69ZM117 68V69H116ZM122 68V69H121ZM239 68V69H238ZM5 69L7 70L6 71V73L8 72V75H6V73H5ZM9 69H10V71H11V73H10V75H9ZM12 69H13V71H14V73L12 72ZM15 69V70H14ZM21 69H22V71H21ZM31 69H32V72H31ZM93 69H95L94 71H93ZM116 69V70H115ZM118 69H120V71H119V73L117 72L118 71ZM123 69H126L124 72H122L123 71ZM234 69V70H235ZM238 69V70H237ZM243 69H242V71H241V74H239L238 75V73L236 72V71H234V72H236L235 74H237V79H235L236 77H230L229 76V74H227V73H223L222 75H220V73H219V75L217 76L216 74V76H211V77H215L216 78V80H218V82H219V80H220V84H222L221 83V81L224 79V85L226 84V83H228L229 84V86L231 87L232 86V88H235V87H237V88H235V89H240V90H238V92L239 91H241L242 93H240L239 95H242V96H240V97H244L243 95L245 94L244 92H246V94H249V93H251V94H249V95H247V97L248 96H250L251 98V101L253 100V99H255L257 102L258 101H260V104H261V99L263 100V96H264V94L262 95L261 93L262 92H264V90H262V92L259 94V92H260V89H261V87H262V89H263V86H264V80L262 79L263 77H258L257 76V73H256V76L258 77V79L259 78H261V79H259V81L263 84V86H261V87H257V85L259 84V82H257V78H256V76H255V74H253L252 76H253V80H251L252 81V84L254 85V84H256V86H252V84H251V81H250V79L252 78L251 77V75L250 76H247L246 74H248V72L247 71H249L250 69H246V70H244V71H246L245 72V75L246 76H244L243 74H242V72H243ZM25 70V71H24ZM35 70V71H34ZM38 70V71H37ZM50 70V71H49ZM70 70V71H69ZM100 70V71H99ZM101 70H104V72H102ZM111 71V73L109 72V71ZM113 70H114V73H113ZM122 70V71H121ZM217 70V71H216ZM24 71V72H23ZM90 71H91V73H93V72H95V73H93V74H91L90 73ZM93 71V72H92ZM110 73V75H108L109 73ZM16 72V73H15ZM40 72V73H39ZM41 72H42V74L44 75H42L41 74ZM52 72H54V73H52ZM57 72H59V74H60V72L63 74H61L62 75V77L63 78H58L57 76H61V75H58V73ZM64 72V73H63ZM115 72H116V74H115ZM120 72H122V74L120 73ZM221 72V71H220ZM225 72V71H224ZM4 73H5V75L6 76H4ZM13 73V74H12ZM18 73V74H17ZM37 74V77H38V75L40 76V78L38 79L35 75ZM48 73H49V75L51 74V76H48ZM78 73V74H77ZM105 74L104 76L102 75V74ZM26 74V75H25ZM36 77V80L35 79H33V78H35V77H33V75ZM47 74V75H46ZM53 74H56V75H54L53 76ZM66 74H67V76H66ZM69 74V75H68ZM73 74V75H72ZM86 74V75H85ZM115 74V75H114ZM117 74L118 75H122L120 78L119 77H117ZM210 74V75H211ZM249 74H251V71H250V73ZM2 75H3V77H2ZM11 75H12V77H11ZM16 75H17V77L19 78V76H21L20 78H21V80H20V78H19V80H17L18 78L16 77ZM29 75V76H28ZM31 75V76H30ZM48 77V80H47V77ZM64 75H65V77H64ZM70 75H71V77H73V76H75V77H73V78H71L70 77ZM90 75V76H89ZM241 75V76H240ZM259 75V74H258ZM11 78H10V77ZM27 76V77H26ZM78 76V77H77ZM85 78H84V77ZM87 76V77H86ZM111 76H113L115 79H110V77ZM9 77V78H8ZM14 77H16V78H14ZM24 77H26L25 79H24ZM30 77H32L31 79H33L32 81H33V85L30 83L31 82V79H30ZM54 77V78H53ZM57 77V78H56ZM67 77V78H66ZM79 77H81V78H79ZM125 77V79H126V81H129L128 79H127V77L126 76H124ZM240 77V78H239ZM242 77V78H241ZM245 77V78H244ZM246 77H250V79H249V81H248V79H246ZM46 78V79H45ZM49 78H50V84H49ZM52 78V79H51ZM56 78V79H55ZM66 78V79H65ZM71 78V79H70ZM75 78V79H74ZM78 78V80H79V82H81V84L79 83H77V81L78 80H76ZM90 78H91V80H90ZM129 78V77H128ZM213 78H212V81H213V83L217 86V87H219V86H221L220 84H218V82H216V80H213ZM233 78V79H232ZM28 79H30V81L28 80ZM55 79V80H54ZM66 80V83H68L67 82V79H68V81H69V83L68 84H66L65 83V80ZM97 79H98V81H97ZM130 79V78H129ZM244 79H246V81H244ZM256 81H255V80ZM10 80H12V81H10ZM16 80H17V82H16ZM26 80V81H25ZM41 80H42V82H41ZM45 80H46V82H45ZM57 80V81H56ZM70 80H71V82H70ZM72 80H75V81H72ZM84 81L83 82V84H82V81ZM86 80H88L87 82L89 83V85H88V83H86ZM89 80H90V82H89ZM104 80V81H103ZM114 80V81H113ZM116 80H118L120 83H123V84H121V88H119L120 87V85L119 86H117L118 85V81H116ZM225 80H227V81H225ZM29 81V83H26V82H28ZM36 81V82H35ZM51 81H52V83H53V85H52V83H51ZM56 81V82H55ZM62 81V82H61ZM63 81H64V83H63ZM92 81V82H91ZM108 82V84H107V82ZM215 81V82H214ZM6 82V83H5ZM14 82H16V83H14ZM39 82V83H38ZM74 82H76L77 83V85H76V83H74ZM96 82L99 84H96ZM104 82V83H103ZM111 82H112V84H111ZM113 82H115V83H113ZM118 82V83H117ZM129 82H131V81H129ZM231 82V83H230ZM236 84H235V83ZM247 83V85H245L246 83ZM248 82H250V83H248ZM5 83V84H4ZM9 83V84H8ZM14 83V84H13ZM35 83H37V84H35ZM58 83V84H57ZM60 83H61V86H58V85H60ZM71 83L73 84V85H71ZM85 83V84H84ZM119 83V84H120ZM240 83H241V86H240ZM4 84V85H3ZM10 84H12V85H10ZM24 84H26V86L24 85ZM29 84H31V85H28ZM46 84H47V86H46ZM63 84V85H62ZM110 84V85H109ZM132 83H130V85H131ZM227 84V85H228ZM234 84V85H233ZM237 84H238V86H237ZM249 84H251V86H248ZM6 85H8V86H6ZM16 85V86H15ZM22 85V86H21ZM50 87H49V86ZM56 85V86H55ZM69 87H67V86ZM74 85H76V86H74ZM81 85V86H80ZM96 85V86H95ZM116 85V86H115ZM219 85V86H218ZM223 85V84H222ZM236 85V86H235ZM21 86V87H20ZM23 86H24V88H27V89H25L24 90V88H23ZM31 86H33V88L31 87ZM36 86H37V88H36ZM89 86V87H88ZM91 86V87H90ZM99 86V87H98ZM102 86H104V87H102ZM110 86V87H109ZM113 86V87H112ZM123 86V87H122ZM235 86V87H234ZM259 86V85H258ZM5 87V88H4ZM9 87V88H8ZM14 87H15V89H14ZM20 87V89H18V88ZM29 87V88H28ZM109 87V88H108ZM222 87V86H221ZM7 88V89H6ZM16 88H17V90H16ZM23 88V89H22ZM47 88V89H46ZM50 88V89H49ZM62 88L58 91V93L60 94V91L62 90ZM64 88V89H65ZM260 88V89H259ZM6 89V90H5ZM30 89V90H29ZM45 89H46V92H47V94H44V93H46V92H44L45 91ZM62 90V91H66V90ZM104 89V90H103ZM241 89H243V90H245V91H243V90H241ZM259 89V90H258ZM23 90V91H22ZM32 90V91H31ZM70 90L71 89H69V93H70ZM77 90V92H79ZM116 89H114V91H115ZM123 90V89H122ZM13 94H11L10 92ZM13 91V92H12ZM22 93H21V92ZM26 91V92H25ZM29 91V93H27ZM61 91V94L62 93H64V95H68L69 93L66 91V93L67 94H65V92H62ZM112 92H114L113 90H111ZM110 91V92H111ZM123 91H125V90H123ZM128 91H127V93H128ZM17 92H18V94H17ZM24 92V93H23ZM76 92V93H77ZM191 92H193V91H191ZM237 92V91H236ZM7 93H9L10 95H8ZM52 93H54L53 95H55L56 97H58L55 93H57L56 91L55 92H52ZM52 93H50V94H52ZM109 93V92H108ZM122 93V92H121ZM126 93V94H127ZM23 96H22V95ZM79 94V93H78ZM190 94V93H189ZM192 94V93H191ZM17 95V96H16ZM26 95H28L27 97H26ZM32 95H34V94H32ZM31 95V96H32ZM63 95V94H62ZM63 95V96H64ZM77 95V94H76ZM122 95H123V93H122ZM262 95V96H261ZM5 96H6V98H5ZM261 98H260V97ZM11 97V98H10ZM17 97V98H16ZM55 97V98H56ZM240 97H239V99H240ZM247 97H245V98H247ZM32 98V97H31ZM52 98V96L50 97V99ZM54 98V97H53ZM53 98L51 99V100H53ZM253 98V99H252ZM257 98H260L259 100L257 99ZM15 99V100H14ZM50 99H48V100H50ZM58 102L61 100V97L59 96L58 97ZM247 99H249V97L247 98ZM246 99V101H248ZM250 99H249V101H250ZM10 100V101H9ZM18 100V101H17ZM23 100V102H21ZM50 100V101H51ZM57 99H55L53 102H51L50 104H55ZM240 100H242V99H240ZM4 101V102H5ZM31 101V100H30ZM251 101L249 102V103H251ZM264 101V100H263ZM3 102V103H4ZM20 102V103H19ZM55 102V103H54ZM243 102H245L244 100H243ZM242 102V103H243ZM253 102H254V104L255 105H259V103H257V102H255L254 100H253ZM257 103V104H256ZM263 103V102H262ZM0 104H1V102H0ZM5 104V103H4ZM27 104V105H26ZM40 105H41V102L39 103ZM244 104H246V103H244ZM264 104V103H263ZM22 105H24V107H26V106H28V108L26 107L25 108V112H27V114L29 115V112L31 111V112H33L34 111V113H32L33 114V116H36V115H39V110L41 111V108L40 109H38L39 107L38 106H40V105H37L36 106V108H34L33 106H30L29 105V103L27 102V103H25V104H22ZM26 105V106H25ZM246 105H248V104H246ZM257 105V106H258ZM1 106V105H0ZM264 106V105H263ZM2 107V106H1ZM0 107V108H1ZM9 107V108H10ZM259 107H260V105H259ZM15 108V110L14 109H11V111L13 112V114H15V112L18 110V109H16ZM30 108V109H29ZM24 109V108H23ZM0 110H2V112L0 111V128H3V129H0V147H1V149L2 150H5L6 151V154H4V152H1L0 154H1V156L3 157L4 155H6V159H9L8 160V162H5V166L3 165V168L2 169H5V167L7 168V169H5V170H8V171H10L9 173L10 174H8V175H10V176H12L11 178H15V176H17V175H20V173H19V168H22L21 170H20V172L23 174H21V176H24L25 174L26 175H28L29 176V174H30V176L31 177H35L34 176V174L36 175L37 173H38V175H39V173L40 172H37L38 171V169H39V171H40V166H38V165H36V164H34V163H36L38 160V158H40V157H38L37 158V155L39 156V155H42L41 153H42V150L43 149H46L47 151H48V154H49V156L52 158V159H56V152H57V150L56 149H54L52 146H51V140H50V138L52 137V132L50 131V129L51 130H53V126H51V125H46V123L44 124L40 119H39V117L37 118V119H35L36 117H34L33 118V116H32V118L30 117V115H29V117L30 118H26V117H28V115H24V116H20L21 114L20 113H17V112H19V110L16 112L17 114H20L19 116V118L22 120L23 118H26V119H24V121L23 122H25V123H21L22 124V126L25 124V129L23 128V127H21V128H23V129H21V128H19V126H18V130H16L14 127V130L10 127V125H8V122H7V119L5 118V115H7L8 116V114H5V115H3L4 114V110L1 108ZM35 110L37 111V112H35ZM6 111V110H5ZM29 111V112H28ZM31 112H30V114H31ZM5 113H7V112H5ZM38 113V114H37ZM16 114V115H17ZM31 114V115H32ZM15 115V116H16ZM6 116V117H7ZM9 117V116H8ZM7 117V118H8ZM18 116H16V118H17ZM21 117H23V118H21ZM19 118H17L18 120H16V121H19L20 119ZM32 119H33V121H32ZM20 120V121H21ZM29 120V121H28ZM40 120V121H39ZM4 121H6V122H4ZM19 121V122H20ZM38 122V124L36 123V122ZM10 122H11V120H10ZM10 122H9V124H10ZM34 122V123H33ZM41 122V123H40ZM2 123V124H1ZM4 123V124H3ZM6 123H7V125H6ZM12 123V122H11ZM45 126H47V127H49V126H51V128L49 127V131L51 132V134H50V132H48V130H46V129H43V127H44V125ZM20 124V123H19ZM41 124H42V126H41ZM2 125V126H1ZM4 125V126H3ZM37 125H39V127L37 126ZM13 126V125H12ZM27 126V127H26ZM5 127V128H4ZM8 127V128H7ZM11 129H10V128ZM46 127V128H47ZM45 128V127H44ZM10 129V130H9ZM28 129V130H27ZM42 129H43V131H42ZM2 130V131H1ZM16 133H14L13 131ZM41 130V131H40ZM5 131H7L6 133H5ZM19 131H20V133H19ZM22 131V132H21ZM24 131V132H23ZM26 131H27V133H26ZM1 132H3V133H1ZM12 134H11V133ZM10 133V134H9ZM25 135H24V134ZM5 134H7L8 135V137H7V135L5 136ZM27 134V135H26ZM29 134V135H28ZM13 135V136H12ZM17 135V136H16ZM9 136H11L13 139H11V137H9ZM14 136H15V139H14ZM27 136H32L31 137V139H29V137H27ZM6 137V138H5ZM16 137H18V139L16 138ZM20 137H22V138H20ZM27 137V138H26ZM20 138V139H19ZM53 138V137H52ZM5 139V140H4ZM27 139V140H26ZM12 140H14V142L15 141H18V144H14V142L12 141ZM9 141V142H8ZM28 141H29V143H28ZM24 142V143H23ZM31 142V143H30ZM10 143V144H9ZM23 145H22V144ZM33 143H34V145H33ZM6 144V145H5ZM8 144V145H7ZM14 144V145H13ZM20 144V145H19ZM2 146H4L3 148H2ZM7 146V147H6ZM18 146V147H17ZM19 146H21V147H19ZM10 147V148H9ZM12 147V148H11ZM4 148H6V149H4ZM9 150H8V149ZM19 148H20V150H19ZM26 148V149H25ZM215 148H217V147H215ZM219 148V147H218ZM215 149V151H217L218 152V150L219 151H221V149L222 148H219V149ZM205 150V149H204ZM204 150H203V152H202V150H200L199 151V154L201 153H203L204 155H203V157L202 158H205L204 156L205 155H207L208 154V156L210 157V160H209V158H208V160H207V157H206V159H205V161L207 160L208 162H209V164H210V162H216L215 163V165L217 164V165H220L221 167H228V166H226V165H223V164H225L224 162H226V164H233L234 163V161H233V163H232V161H228V160H226L225 159V161L224 162H222V160H221V158L222 159H224L223 157H226V156H224V155H226L225 153H226V151H225V153H224V150H223V154H219V152H218V157H219V159L217 158V156H215V154H217L215 151H214V153L215 154H212L211 155V153L209 152L210 150H208L207 149V152H206V154L204 153ZM214 150V149H213ZM12 151V152H11ZM23 151V152H22ZM31 153H30V152ZM206 151V150H205ZM11 154H10V153ZM35 152V153H34ZM209 152V153H208ZM211 152H212V149H211ZM258 152V151H257ZM259 152H261V151H259ZM255 153V154H253L252 156L251 155H248V156H246V158H244L245 157V155H244V157H243V155H241V154H237L238 156H242V161H244L245 163L241 166V168H245L244 167V165H247L251 170H252V168H251V166L253 167V165H254V167H253V169H256L258 166H257V164L259 165V167L261 168V166H262V164H264L263 162H264V153ZM2 153H3V155H2ZM35 154V156H36V160H35V156H33L34 154ZM60 153V152H59ZM17 156H16V155ZM19 154L21 155V157H22V159H21V157H19ZM23 154V155H22ZM60 154H65V153H63V151L60 153ZM210 154V155H209ZM261 154V155H260ZM9 155V156H8ZM222 155H223V157H222ZM237 155H235L236 157H237ZM256 155V156H255ZM0 156V157H1ZM12 156V157H11ZM31 156V157H30ZM34 158H33V157ZM211 156H215L216 157V160L218 161H215V158L214 157H211ZM228 156H230V154H228ZM228 156L226 157L227 159H229L228 158ZM249 156H251V157H249ZM2 157L0 158V160L2 159ZM19 157V158H18ZM27 157V158H26ZM247 157H249V159L247 158ZM254 157V159H253V165H251L252 163V160H251V158H253ZM256 157V158H255ZM11 158V159H10ZM212 158H214V160L212 159ZM240 158V157H239ZM258 158V159H257ZM13 159H16V160H13ZM18 159H19V163H16V161H18ZM64 158L62 157V156H60V157H57V160L58 161H62ZM211 159L213 160V161H211ZM235 159H238V157L237 158H235ZM241 159H240V161H241ZM244 159V160H243ZM11 160H13L14 161V163H12L13 161H11ZM22 160V161H21ZM26 160V161H25ZM34 160V161H33ZM74 167H76V168H81V171H83V172H86V173H91L92 172V170H91V167L90 166H88V165H86V164H80V163H77L76 161H74V160H72V159H67ZM203 160V165L205 164V161H204V159H202ZM221 160V161H220ZM246 160H251V161H248V162H250L251 164H248L247 162H246ZM3 161V160H2ZM4 161H6L5 159H4ZM9 161H11L10 162V164H12V165H16L15 167L14 166H10L9 165ZM206 161V162H207ZM220 161V162H219ZM214 162H213V164H214ZM223 164H222V163ZM262 162V163H261ZM6 163L8 164V167H9V169H8V167L6 166ZM21 163H22V165H21ZM25 163V165H23ZM37 164H39L38 162H37ZM202 164V163H201ZM212 164V163H211ZM223 166H222V165ZM256 164V165H255ZM0 165L2 166V163H1V161H0ZM18 165H21V166H18ZM27 165V166H26ZM34 166V168L32 167V166ZM36 165V166H35ZM207 165H208V163H207ZM206 165V166H207ZM214 165V166H215ZM216 165V166H217ZM261 165V166H260ZM0 166V167H1ZM205 166V165H204ZM214 166H213V168H214ZM216 166H215V169H216ZM220 166H218V168H220ZM255 166H257V167H255ZM12 167V168H11ZM14 167V168H13ZM17 167H19V168H17ZM28 167V168H27ZM210 167H212V166H210ZM209 167V165H208V168L209 169H213V168H210ZM248 167H246V168H248ZM259 167L257 168V169H259ZM263 167V166H262ZM202 168V167H201ZM208 168H206V167H204L203 169H208ZM217 168V169H218ZM1 168H0V177L2 178V179H4L5 177H2V175L1 174H3V173H1L2 170ZM26 169H27V171H29V172H27L26 171ZM34 169V170H33ZM262 169H264V167L262 168ZM14 170H18V173H17V175H16V172L14 171ZM34 172H33V171ZM4 171V170H3ZM8 171H7V173H8ZM12 171V172H11ZM23 171V172H22ZM32 171V172H31ZM25 172H27V173H25ZM127 172H128V174L130 175V177L129 178H127L128 176L127 175H124V177H126V179L125 178H122L123 176V174L125 173V172H122V173H120V175L121 176H119L117 179H115L116 180V183H117V185H118V183H122V184H119L120 185V188H118L119 187V185H118V187H117V185H115L119 190H121L122 189V187H123V189L121 190V191H123V190H125L126 189V186H131V185H133L135 182H136V180L134 181V179H135V172H132L133 174L131 175V172L130 171H126V174H127ZM5 173V172H4ZM7 173H5V174H7ZM13 173H14V175H13ZM34 173V174H33ZM48 173H50V172H48ZM51 175H49V176H51L50 177V179L52 178V180L54 179L53 178V176H52V173H50ZM4 175V174H3ZM5 176V175H4ZM134 176V177H133ZM7 177V176H6ZM24 177H26V176H24ZM117 177V176H116ZM0 178V181L2 182H4V180H2ZM9 178L10 177H8V178H5V179H7L8 181H9ZM17 178H22V177H17ZM30 177H28V179H29ZM36 178H38V176L36 175ZM115 178V177H114ZM114 178H112V179H114ZM19 179H18V182L19 183H21L20 185H19V183H18V185H19V187H18V190L16 189L17 188V186H16V184H17V180H15V183H14V179H10L13 183H14V185L16 186V188H15V186L12 184V182L11 183H9V184H11V185H13V186H10L9 184H7L6 182H2V183H0V185L1 184H3V185H1V188L3 189L4 188V190H3V192H5L4 193V195L6 196H3V197H5L4 198V200H7L6 198L8 197V198H10L11 199V201L12 200H14L16 197V200H18V198L20 199V200H18V202H16L15 200V202L14 201H12L13 203L12 204H18V206H16V207H19V209L17 208L16 210H17V218H16V216L14 217V218H16V219H18L19 221H18V223H16V220H15V223L16 224H18V226H16V224L14 223V225H13V222H12V226H14V228H12L14 231H11V230H9V232H8V230L7 229H5V227L6 226H4V225H2V226H4V228H2V226L0 225V229L1 230H5L6 232H8V233H10L11 232V234H9V238L8 237H4L5 235L7 236V233H2L3 235H1V237L3 236V238L6 240L7 238L9 239L8 241H9V243H8V241L6 240L5 241V244H6V242L8 243V245L6 246V245H4V247L2 246V243H4L3 241H4V239L2 240L1 238H0V264H33V261H35V260H37V261H35L36 263H34V264H37L38 263V261H39V259H41V257L43 256V254L45 253L46 254V256H48L49 257V262H50V264H52V263H58V264H63L62 262H61V260H58V259H60V253H58V251L60 252V250L62 249V247H63V249H64V245L66 244V247H70L71 245H72V243L69 241V240H67V241H65L66 243H62L63 244V246H62V244H59V248H55V247H52V245H53V242L50 240L49 242H48V245L46 246V247H51V249H49V248H46L45 250H43V247H44V245H46V244H42V243H45L44 241H45V237H43L42 235H41V233H40V229H39V226H38V219L40 218V213H41V210H40V204H39V196H37V194H39L38 192H35V191H38L39 190V188H38V186H37V190L34 188V186L37 184H35V182H36V180L37 179H35V178H31V180L32 179H35V180H33L32 182L35 184L34 186H32L33 184H31V182L30 183H28L27 184V186H29V185H31V186H29V187H27L26 186V184L23 182V180H25V178L23 179H21L22 180V182H23V184H24V186H25V188H24V186L22 185V182L21 181H19ZM27 179V180H28ZM111 179V178H110ZM109 179V181H110V183L111 182H113L112 184H114L115 182V180L114 181H111ZM51 180V181H52ZM120 180V181H119ZM251 181V183H250V181ZM252 180L253 179H248V183H250L249 184V186L251 187L252 186V188H249L248 187V189L250 190V189H254V192L256 191L257 192V194H258V191L259 190H257V189H255L256 188V184L257 183H253L252 182ZM35 181V182H34ZM125 181V182H124ZM28 182V181H27ZM165 182L166 181H164V182H161V184H162V189L161 190H165L166 189V185H165ZM115 183V184H116ZM128 183H129V185H128ZM132 183V184H131ZM157 183V184H156ZM156 183H154V185L155 186H161V184H159L158 182H156ZM252 183H253V185H252ZM131 184V185H130ZM166 184H167V182H166ZM8 185H9V187L10 188H15V190H16V192H14L15 190H13V189H10L9 187H8ZM124 185V186H123ZM153 185V187H155ZM255 185V188L253 187ZM3 186V187H2ZM5 186V187H4ZM21 186H23V187H21ZM114 186V185H113ZM157 186V187H158ZM124 187H125V189H124ZM157 187H155V188H157ZM168 187H171V186H169L168 185ZM167 187V188H168ZM23 188V189H22ZM35 189V191L33 190V189ZM155 188H152L151 187V190H156ZM173 188V187H172ZM172 188H170V189H172ZM21 189V190H20ZM30 189V190H29ZM157 189H159L160 190V187H158ZM158 190V191H159ZM187 190H191V188L190 189H187ZM0 191L2 192V190L0 189ZM157 191V190H156ZM3 192L2 193H0V194H3ZM18 192V193H17ZM21 192V193H20ZM25 194H24V193ZM154 192V191H153ZM251 192H253V191H251ZM255 192V193H256ZM260 192V191H259ZM20 193V194H19ZM24 195H23V194ZM17 194V195H16ZM19 194V195H18ZM254 194V193H253ZM20 195L23 197V199H22V197L20 198ZM30 195V196H29ZM240 195V194H239ZM239 195H237V196H239ZM254 195H256V194H254ZM1 197H2V195H0ZM14 196H15V198H14ZM19 196V197H18ZM37 196V197H36ZM236 196V197H237ZM242 196V195H241ZM240 196V197H241ZM240 197H238L239 198V201L240 202H243V198H245V197H243L242 199V201L240 200ZM35 198V199H34ZM247 198V197H246ZM10 199L8 200V201H10ZM33 199V200H32ZM253 198H250V199H246V200H244L245 202L244 203H241L240 204V207L238 206V208L240 209H242L243 210V214H242V212H240L241 213V221H244V219L245 218H247L246 219V222H241L240 221V219L239 218H237L238 216L237 215H235V217H234V215H232L233 217H231L230 215L232 214V212L234 211L235 213H237L236 212V209H233V207H232V203L230 204L229 203V209H230V211H232L231 212V214L229 213V216L231 217V218H229V219H233V218H237V219H239V223H240V226H239V228H241V230L244 228V229H246V231L244 230L243 231V233H241L240 232V230H239V232L238 233H236V230H238L239 228H238V226H237V228L238 229H236L235 227V224H239V223H236V221L238 222V220H236V221H231L232 223H233V225L232 224H229L228 222L225 224V222H224V225H226V226H224V227H226V228H222L223 230H225V231H227L226 229H227V226H228V230H229V226L231 225V227H230V230L229 231H227V232H231V236H229L228 234V236H226V233H224V234H222L223 233V231L220 229L221 227V225H222V223H223V221H225V220H223V218H221V216L223 217V215L221 214V212H219V213H217L214 209V212L215 213H217V215L219 214L220 215V217H218L216 214V216L218 217V219H217V221H219V222H217L216 221V216H211L210 217V215L208 216V218H210L211 219V224L209 223L210 222V219L208 220V224L209 225H213V224H217V225H220V226H217V229L216 230H212V229H215L214 227L212 228V229H209L210 231L209 232H206L205 230H208L207 228L205 229V227H203V225H205L206 227H207V225L205 224V222L202 224V227L204 228V231L206 232V235H207V233H208V235L207 236H205V233L203 232V228L201 227V225L199 226V228H200V230H202V232H203V235H204V237H206V239H208V241H210L213 245H214V242L216 241V245L218 244V240L220 239V238H215V237H213L212 235H209V233L210 234H215V233H218V236L217 237H220V235L222 236V235H224V236H222V243H220V241H219V245L218 246H215L214 245V247H221L222 246V244H223V241H228L229 242V240L226 238L225 239V237H229V238H231L230 240H232V238H234L233 236H236L237 235V238H238V234H239V236H241L240 238L241 239H245L244 237L246 236H243V238H242V235L245 233V234H248L249 232V237L248 236H246V238H248V239H251L252 240V238H250V234L252 233V236L251 237H257L256 235H260V234H258V233H260L261 231V229H262V226H263V228H264V218L262 219V218H260V216H262V215H264L263 213V211H264V209H263V213H261V211H260V206L259 205H257L258 203H256L255 201H257V200H255V201H251ZM22 200V201H21ZM28 202V204H27V202ZM21 201V202H20ZM25 201V202H24ZM30 201V202H29ZM35 201V202H34ZM38 201V202H37ZM7 202V201H6ZM240 202H237V203H240ZM247 202V203H246ZM252 202V203H251ZM258 202V201H257ZM10 202H8L7 203V205L9 204ZM33 203H34V205H33ZM37 203V204H36ZM237 203H235V204H237ZM12 204L10 205L9 204V206H12ZM16 204V205H17ZM24 204V205H23ZM213 204H215V203H213ZM233 205L234 207L235 206H237V205ZM250 204V205H249ZM252 204V205H251ZM257 205L258 206V208H259V210L258 211H260V216H258L257 214H255L256 212V210H257V206H256V208L254 207V205ZM29 205V206H28ZM31 205V206H30ZM35 205H38L37 207L35 206ZM212 205V204H211ZM217 205V206H216ZM230 205H231V207H230ZM239 205V204H238ZM264 205V204H263ZM14 206V205H13ZM22 206H23V208H22ZM34 206V207H33ZM213 206V205H212ZM211 206V207H212ZM214 206H216V208L218 207H220V205L218 206V204H215ZM221 206H223V205H221ZM251 206H253L252 208H251ZM15 207V206H14ZM227 207V208H228ZM20 208H22V209H20ZM32 208H34L33 210H32ZM206 208H208V207H206ZM212 208H214V207H212ZM215 208V209H216ZM237 208V207H236ZM238 208H237V211H238ZM246 208V209H245ZM247 208H251L252 209V213L253 212H255V213H253L255 216H256V218H258V219H262L261 220V222H263V224L260 222V224H262V226H261V228H259L260 227V225H257L258 223V219H255L254 218V216L252 215V213L250 214V212L251 211H249V210H251V209H248V211H249V214L247 213V212H244L245 210L247 211ZM254 209H256V210H254ZM23 210H25V211H23ZM27 210V211H26ZM32 210V211H31ZM210 210H212L211 208H210ZM210 210H208V212L210 213L211 211ZM212 210V211H213ZM242 210H240V211H242ZM35 211V212H34ZM37 211V212H36ZM40 211V212H39ZM207 211V210H206ZM206 211H204V213L206 212ZM219 211V210H218ZM222 211V210H221ZM21 212V213H20ZM233 212V213H234ZM29 213H31V214H29ZM34 213V214H33ZM135 213H137V212H135ZM213 213V212H212ZM245 213L246 214H248V215H246V216H248V217H245ZM258 213V212H257ZM27 214V215H26ZM138 215H140L139 213H137ZM262 214V215H261ZM16 215V214H15ZM29 215H31V216H29ZM192 216L191 217H195L194 216V213L193 214H191ZM196 215V214H195ZM240 215V214H239ZM253 216V219H252V217L250 218V216ZM23 216V217H22ZM25 216V217H24ZM206 216H207V214H206ZM205 216V217H206ZM225 217H227L228 216V214H225L224 215ZM28 217V218H27ZM29 217H30V219H29ZM32 217V218H31ZM35 217V218H34ZM213 217H214V219H215V221L214 222H212L213 220ZM225 217H224V219H225ZM245 217V218H244ZM263 217V216H262ZM23 218H24V220H23ZM25 218H27V219H25ZM207 217H206V219H208ZM221 220H220V219ZM228 218V217H227ZM226 218V219H227ZM244 218V219H243ZM248 218H250V219H248ZM29 219V220H28ZM33 221H32V220ZM34 219H36V220H34ZM129 219H131L132 220V223H133V225L135 226V227H138V228H140V229H148V231H154V230H156L151 224H148V222H142V221H140V220H137L136 218H132V217H130L129 216V218H128V220ZM206 219H204L205 221H207ZM235 219H233V220H235ZM131 220H129V221H131ZM223 220V221H222ZM249 220H254L255 222H253L254 224L256 223V225H257V227L260 229V230H258V231H260V232H258L257 231V227H256V225H254L252 222H251V224H253L252 225V227L251 228H249L250 226H251V224L250 223H248V221ZM256 220H257V222H256ZM22 221V222H21ZM24 221H26V222H24ZM135 221V222H134ZM228 221V220H227ZM196 221H194V223H195ZM250 222V221H249ZM27 223V224H26ZM140 223V224H139ZM194 223H193V221H192V224L194 225ZM201 223H202V221H201ZM245 225V226H242L243 224ZM246 223H248V224H250L248 227H246ZM23 224H25V225H23ZM135 224H137V225H135ZM142 224V225H141ZM195 224H200V222L198 223H195ZM229 224V225H228ZM242 224V225H241ZM28 225V226H27ZM147 225H149V226H147ZM198 225H197V227H198ZM209 225H208V227H209ZM214 226V225H213ZM233 226H235V227H233ZM26 227V228H25ZM35 227V228H34ZM212 226H210V228H211ZM218 227H220V228H218ZM246 227V228H245ZM257 228L256 229V232L254 233L253 231H251V229L252 230H254V228ZM7 228V227H6ZM19 228V229H18ZM25 228V229H24ZM234 228L236 229L235 230V232L234 233H232L233 232V230H234ZM9 229V228H8ZM24 229V230H23ZM221 231H220V230ZM233 229V230H232ZM250 229V231H248V230ZM0 230V231H1ZM16 230V231H15ZM27 230V231H26ZM263 230V229H262ZM215 231H219L220 232V234H219V232H215ZM2 232V231H1ZM4 232V231H3ZM19 232V233H18ZM31 232V233H30ZM156 232V231H155ZM201 232V233H202ZM213 232H215V233H213ZM263 232V231H262ZM262 232H261V235H262ZM12 233H14L13 235H12ZM236 233V235H233V234H235ZM230 234V233H229ZM255 234V235H254ZM11 235V236H10ZM215 235H217V234H215ZM264 235V234H263ZM262 235V237H263V239H264V236ZM18 236H20V237H18ZM209 236L211 237H213V238H215L216 240H214V241H211L212 239L211 238H209ZM22 237V238H21ZM204 237L202 236V238H203V240H204V244L206 243L207 244V242H206V239H204ZM208 237V238H207ZM262 237H261V239H262ZM12 239V241H11V239ZM14 238V239H13ZM20 238V239H19ZM157 238L158 239H160V240H164L165 238H163L162 236H157ZM236 238V237H235ZM255 238H253V241H255ZM258 238H259V236H258ZM257 238V239H258ZM218 239V240H217ZM262 239V240H263ZM166 240V242L169 244V246H171L172 248H174L175 249V254L177 255V254H180L181 253V251L183 250V248H182V245L180 244V245H178V244H176L174 241L172 242V239H169V238H167V239H165ZM164 240V241H165ZM203 240H202V242H203ZM18 241V242H17ZM24 241V242H23ZM226 241V242H227ZM210 242H208V243H210ZM69 243H71V245L69 244ZM22 244H24V246L22 245ZM26 244V245H25ZM211 244V248L213 247V245ZM255 244V243H254ZM10 245V246H9ZM51 245V246H50ZM208 245V244H207ZM206 245V246H207ZM210 245V244H209ZM208 245V246H209ZM251 245H253V244H251ZM13 246V247H12ZM39 246V247H38ZM43 246V247H42ZM205 246V247H206ZM207 246V247H208ZM6 247V248H5ZM24 247V248H23ZM35 247H37V248H35ZM65 247V248H66ZM263 247H264V240H263ZM11 248V249H10ZM30 248V249H29ZM55 248V251L57 252V254H58V258H57V255H55L54 257L55 258H57V259H55L54 257H53V255L56 253L53 249ZM2 249V250H1ZM7 249H8V251H7ZM14 249H16V250H14ZM47 249L48 250H50V251H48L49 252V254L50 255H47L48 254V252H47ZM57 249V250H56ZM58 249H60V250H58ZM70 249V248H69ZM252 249V248H251ZM11 250L13 251V252H11ZM27 250V251H26ZM34 250V251H33ZM35 250H37L36 252H35ZM253 250V249H252ZM252 250H250L249 249V253H251V254H253L252 252H250V251H252ZM5 251V252H4ZM25 251V252H24ZM52 251H54V252H52ZM5 253V255H4V253ZM15 252V253H14ZM23 252V253H22ZM28 252H29V254H28ZM43 252V253H42ZM51 252H52V254H51ZM180 252V253H179ZM264 252V251H263ZM17 253V254H16ZM26 253V254H25ZM35 253V254H34ZM15 256H14V255ZM32 254V255H31ZM44 254V255H45ZM251 254H248V253H246V255L247 256H250ZM28 255H29V257H28ZM175 255V256H176ZM246 255H245V260H247V261H250L251 259V261H252V263L254 264V262H253V258L255 259L256 257H257V254L255 253V254H253V255H251L252 257L248 260V259H246ZM5 256V257H4ZM39 256V257H38ZM255 256V257H254ZM264 253L262 254V260L264 259ZM33 258V261L32 260H29L30 258ZM39 258V259H38ZM51 258H53L52 259V262L50 261V259ZM247 258H249V257H247ZM257 259V260H256ZM255 259V263L257 264V263H259V264H264V263H260L259 261L260 260H258V257ZM55 260L57 261L58 260V262H55ZM244 260V262H243V264L244 263H247V261H245ZM26 261V262H25ZM30 261H32V262H30ZM257 261V262H256ZM264 261V260H263ZM40 262V261H39ZM262 262V261H261ZM249 263H251V262H249ZM248 263V264H249ZM39 264V263H38Z\"/></svg>", "mask_w": 264, "mask_h": 264}]
</instances>
